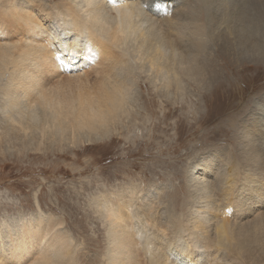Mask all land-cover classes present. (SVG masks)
<instances>
[{"label": "bare ground", "instance_id": "bare-ground-1", "mask_svg": "<svg viewBox=\"0 0 264 264\" xmlns=\"http://www.w3.org/2000/svg\"><path fill=\"white\" fill-rule=\"evenodd\" d=\"M23 1L28 5L24 6L26 2L17 4L18 1H13L0 11V20L3 23L0 24V30L14 33L16 30L10 31L8 28L9 22L20 24L23 26V28L19 27L21 32L25 31L29 41L24 39L20 48L14 46L16 50L21 51L20 56L10 50L9 46L13 47V44L4 42L6 45L0 47V61L6 62V59H10L9 64L19 68L16 77L21 81L28 79V86L33 91L27 92L28 98L38 92V99L44 100L45 107L38 99V102L32 100L28 105L32 108H41V111L47 109L49 118L46 119L45 115L37 117L34 112L32 115L29 113L21 115L20 120L24 123L23 131L18 127L9 129V132H13L10 135L14 140L12 143L18 147L32 146L31 148L38 149L41 146L40 140H43L46 148H52L57 142L62 145L72 134L75 140L90 136V132L97 130L101 131V135L108 136L107 133H110L113 126L124 127L127 124L129 126L130 123L135 124L137 118L135 120L134 115H129L130 111L133 112V108L129 109V101L133 99L129 96V91H126L130 79L125 80L126 74L123 69L131 61L135 64V60L143 65L146 59L143 56V58L136 57L140 53L145 54L151 69L155 72L153 74L147 72L146 78L161 79L160 83L165 91L160 88L161 94L166 93L169 97L173 95L174 89L180 90L182 86L187 87V84L180 82L177 77L165 78L166 70L162 66H165L167 61L169 65L177 68L184 78L188 76L193 77L191 80L193 79L194 82H205L202 79L207 75L208 70L202 64L203 61L199 60V55L202 37L208 38L209 33L217 32L219 40L225 37L223 46L220 47L223 55L235 53L256 60L264 58L263 40L260 38L261 34L264 35L262 33L264 32V0H59L60 4H52L47 0ZM177 6L179 8H176ZM6 18L8 20H5ZM231 21L237 23L234 40H230L231 34L226 29V24ZM214 37L212 35L208 40L213 41ZM113 48L120 53L113 55ZM128 48L132 55L128 54ZM59 59L64 60V63L62 64ZM99 59L110 60L111 64L113 63V69L116 71H111L109 75L110 79H114V86L109 85L102 72V79L106 83L100 86L95 94H91L92 91L89 92L87 88L84 89L86 85L82 84L84 82L80 78L79 81L82 83L78 86L83 91L77 88L78 91L74 93L75 99L70 93L58 94L59 90L56 91L55 87L57 93L54 92L53 95L51 91V94L47 93L49 88L43 92L44 88L35 87V84L42 85L41 80L48 82L51 78L57 76L59 78L62 74L79 78L85 73L86 77L88 74L83 70L88 69L89 66H97L98 64H95ZM67 76L64 79H67ZM13 79L11 82L14 81ZM64 79H61L62 82ZM215 80L216 78L213 82L208 80L205 84H213ZM62 82H56L57 84L54 85L61 89ZM71 84L70 82L69 85ZM21 86L24 85L20 84ZM18 90L14 87L13 94L20 96ZM24 100V97H21V101ZM19 103L22 106L24 104ZM16 105L15 107H18ZM256 105L264 112L261 103ZM58 114L64 116L63 124H57L53 131L48 128L50 132L44 133L45 138H42V134L41 138L38 137L40 134L38 127L41 125L39 120L55 121ZM262 116L264 115L261 114L252 120L255 127L257 123H261L257 126L264 133ZM70 126L74 129L70 130ZM85 129L89 130L86 134L83 132ZM9 132L7 134H10ZM207 160L197 163L196 166L193 165L191 178L188 180L190 185H181V190L183 189L185 193L186 191L191 193L192 186L196 189L192 188L196 193L191 194L193 197L196 195L194 198L196 201L190 197L192 199H189L188 206L185 205L189 209L182 211L189 213L186 219L180 214L178 220L170 211L167 212V216H163L161 210H159L161 214L158 212V208L161 209L163 203L158 206L156 200L150 204L148 200L144 204L138 202L140 190L137 192L134 186H131V190L126 188V192L121 194L130 198L125 199L118 195L120 203L113 207L102 199V203L98 204L106 208V218L110 224L107 231L110 246L97 264H236L241 259L246 260L249 254L252 255L253 261L257 262V252L260 251L256 248L257 244H260L261 248L264 247V211L261 210L264 208V177H262L264 171L258 173L256 170L248 175L247 172L246 174L240 172L241 166H235L233 172L231 170L232 173H227L228 177L223 179L226 187L222 188L220 193L219 175H212L215 177L212 178L215 184L211 179L203 177L206 173L211 174L215 166L214 160ZM216 172L213 170L212 173L216 174ZM177 193L178 191L176 195ZM212 196L218 198L214 197V201L218 200L217 203L209 202ZM167 203L166 198V207ZM132 206L136 207L131 212L129 210ZM228 207L235 211L231 212ZM19 225L11 224L5 234L0 235V264H80L77 255L74 256L70 238L62 235L63 232H60L61 235L57 233L55 238L54 235L52 236L54 245H59L57 252L50 253L51 251L46 248L37 253L34 244L39 243L46 234L38 235L39 226H34L32 223H24L20 229ZM45 229H48L47 225ZM140 256L143 260H137ZM255 262L251 263L255 264Z\"/></svg>", "mask_w": 264, "mask_h": 264}, {"label": "rangeland", "instance_id": "rangeland-1", "mask_svg": "<svg viewBox=\"0 0 264 264\" xmlns=\"http://www.w3.org/2000/svg\"><path fill=\"white\" fill-rule=\"evenodd\" d=\"M13 1H18L17 4L26 2L0 0V11ZM47 2L61 3L59 0H47ZM27 5L26 2L24 6ZM231 22L226 24V29L231 34L230 40H234L237 23ZM9 23V30H16L18 33L0 30V47H4L5 43L13 44V47L9 46L10 50L20 56L21 51L16 50L14 46L20 48L23 40L29 41V38L25 31L21 32L19 27L23 28V26ZM0 24H3L1 20ZM209 35L215 36L213 41L208 40ZM260 38L264 41V35L261 34ZM224 41L225 37L220 40L217 38V32L209 33L208 38L207 36L202 37L199 60L203 61H201L202 64L208 70L207 75L202 79L205 82H194L193 79L191 80L193 77L188 76L184 78L177 68L169 65L168 61L165 66H162L166 70L165 78L177 77L180 82L187 84V87L182 86L180 90L174 89L170 97L166 93L161 94V89H163L161 79L146 78L148 77L147 72L150 71V74H153L154 70L151 69L145 54L140 53L136 57H144L147 63L143 59L145 63L141 65L135 60V64L131 61L123 69L126 74L125 80L130 79L126 91H129V96L133 99V102L129 101V109L133 108V112L130 111L129 115H134L135 120L137 118L136 123H130L129 126L127 124L124 127L122 125L113 126L110 133H107L108 136L101 135L100 130L92 131L89 133L90 136L76 140L73 139V134L70 135L71 137L68 135L69 140H65L62 145L57 142L52 148H46L43 140H40L41 146L38 149L37 147L31 148L32 146L30 148L18 147L12 143L14 140L10 135L13 132H9V129L18 127L23 131L24 123L20 120L21 115L27 113L32 115L34 112L33 114L37 117L45 115L48 119L49 113L47 109L41 111V108H32L28 105L32 100L35 102L41 100L42 103L44 100L38 99V92L28 98L27 92H33L28 86V79L21 81L16 77L19 68L9 64L10 59H6V62L0 61V235L5 234L11 224H20V229L22 224L32 223L34 226H39L38 235L46 234V237L41 240L43 244L41 241L34 244V250L39 253L47 248L49 252L51 251L50 253L54 254L59 245L55 246L53 239L57 233L63 232L62 235L70 238L74 256L77 255L79 259L78 263L97 264L110 246L107 235L110 224L106 218V208L98 204L102 203V199L113 207L120 203L118 195L124 194L126 188L131 190V186H134L137 192L140 190L138 202L144 204L149 201L150 204L156 200L159 203L158 206L163 203V207L158 208V212L161 210L163 216H167V212L170 211L174 218L177 217L176 219L179 220L182 214L183 219H186L189 213H182V211L189 209L185 205L188 206L187 203L192 198L195 200L196 195L191 196L195 192L192 189L194 186L190 188L191 193L188 191L185 193L183 189L181 190V185H190L188 180L197 163L207 159V161L214 160L215 166L212 172L213 170L218 171L219 174L211 172L203 177L211 179V182L215 184L212 178L215 179L214 176L219 175L218 191L220 193L221 189L226 187L223 179L228 177L227 173L233 172L235 166H241L242 168L239 167L240 172L244 174L247 172L248 175L256 170L258 173H261V170L264 171V133L257 126L261 123H257L255 127L252 120L261 114L264 115L262 108L256 105V103H261L264 107V58L256 60L253 57H244L243 54L235 53L223 55L220 47L223 46ZM119 53L120 51L115 48L112 49L113 55ZM128 54L132 55V52L129 50ZM59 61L64 63L62 59ZM95 65L97 66H89L88 69L83 70L88 74L86 77L85 73L79 78L62 74L59 78L58 76L51 78L48 82L41 80L42 85L35 84L34 86L39 89L44 88L43 92L49 88L47 93L51 91L52 95L54 92L57 93V90L60 91L58 94L70 93L73 99H75L74 93L81 88L78 86L82 83L79 81L80 78L84 82L82 84L86 85L84 89L92 91L91 94H95L99 87L106 83L102 79L103 73L109 85L114 86V79H110L109 75L111 71H116L113 69V63L111 64L110 60L99 59ZM211 66H213L212 69ZM107 69H110V72ZM66 76L70 80L64 79ZM215 78L213 84H205L208 80L213 82ZM12 79L13 82H11ZM61 79L65 81L62 82ZM56 82H62L60 83L61 89L54 85L57 84ZM70 82L71 85H69ZM20 84L25 87H20ZM14 87L19 89L20 96L13 94ZM21 97L25 100L21 101ZM19 102H23V106ZM16 104L18 107H15ZM43 106L45 107L44 103ZM7 119L10 121L6 122ZM63 119L64 116L58 114L55 121L39 120L41 125L38 127L40 131L38 137L41 138L42 134V138H45L46 132L53 131L52 129H55L57 124H61ZM128 119H130L129 116ZM72 128L70 126V130L74 129ZM244 128L250 131L247 132ZM83 132L86 134L89 130L85 129ZM176 191H178L177 195ZM121 196L125 199L130 198L126 195ZM164 196L167 198V207ZM214 197L212 196L209 202L217 203L218 200L214 201ZM135 207L132 206L129 211H134L132 209ZM140 209L142 210V207ZM228 209L231 212L235 211L230 207ZM261 210L264 211V208ZM41 220L44 221L41 222ZM129 223H131L130 220ZM46 225L48 229H45ZM51 243H53L52 246ZM256 248L260 251L264 250L260 244H257ZM260 251L257 252V262L253 261L252 255L249 254L250 258L241 259L236 264H252L251 262L264 264V252ZM141 259L143 260L141 256L137 257V260Z\"/></svg>", "mask_w": 264, "mask_h": 264}]
</instances>
